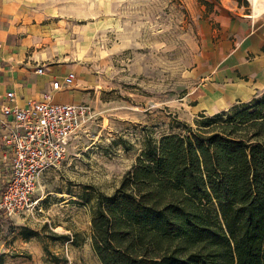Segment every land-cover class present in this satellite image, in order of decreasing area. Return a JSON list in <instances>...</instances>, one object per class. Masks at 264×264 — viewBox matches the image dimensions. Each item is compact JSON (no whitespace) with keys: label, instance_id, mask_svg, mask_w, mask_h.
Wrapping results in <instances>:
<instances>
[{"label":"rangeland","instance_id":"rangeland-1","mask_svg":"<svg viewBox=\"0 0 264 264\" xmlns=\"http://www.w3.org/2000/svg\"><path fill=\"white\" fill-rule=\"evenodd\" d=\"M81 1L85 21L91 22L85 25L95 26L84 40V69L77 73L89 115L65 156L38 175L35 206L1 212L2 264H102L92 247L97 198L112 194L163 134L199 129L203 123L188 94L196 83L191 52L197 21L212 19L217 11L212 6L220 0ZM225 1L234 12L252 13L249 0ZM260 96L222 110L216 121L226 112L251 110ZM249 123L239 124V134L264 133V122Z\"/></svg>","mask_w":264,"mask_h":264},{"label":"trees","instance_id":"trees-1","mask_svg":"<svg viewBox=\"0 0 264 264\" xmlns=\"http://www.w3.org/2000/svg\"><path fill=\"white\" fill-rule=\"evenodd\" d=\"M263 108L264 91L220 121L221 111L198 113L199 129L163 134L143 151L96 200L101 263L264 264V133L239 134L240 123L264 122Z\"/></svg>","mask_w":264,"mask_h":264},{"label":"crops","instance_id":"crops-1","mask_svg":"<svg viewBox=\"0 0 264 264\" xmlns=\"http://www.w3.org/2000/svg\"><path fill=\"white\" fill-rule=\"evenodd\" d=\"M216 3L212 19L197 21L191 52L196 83L188 94L194 112L203 115L247 102L264 91V10L234 12L227 1ZM70 8L78 14L71 16ZM86 23L91 22L85 21L81 0H0V189L9 166L2 139L9 117L1 105L21 106L44 90L51 91L54 101L81 102L84 95L77 83L82 79L77 73L84 69V40L95 28ZM69 71L74 72L73 82L53 89L52 80H61ZM10 90L12 99L5 95Z\"/></svg>","mask_w":264,"mask_h":264},{"label":"built area","instance_id":"built-area-1","mask_svg":"<svg viewBox=\"0 0 264 264\" xmlns=\"http://www.w3.org/2000/svg\"><path fill=\"white\" fill-rule=\"evenodd\" d=\"M37 71L41 72L42 67L38 66ZM74 77V72L69 71L61 80L53 79L51 86L59 89L71 84ZM5 95L12 99L14 92L10 90ZM89 109L83 102L54 101L50 90L28 98L21 106L1 105V112L9 117L2 138L9 153V166L0 189V214L28 211L35 206L38 175L65 156L71 137L89 115Z\"/></svg>","mask_w":264,"mask_h":264},{"label":"bare ground","instance_id":"bare-ground-1","mask_svg":"<svg viewBox=\"0 0 264 264\" xmlns=\"http://www.w3.org/2000/svg\"><path fill=\"white\" fill-rule=\"evenodd\" d=\"M252 6L253 14H257L264 10V0H249Z\"/></svg>","mask_w":264,"mask_h":264}]
</instances>
